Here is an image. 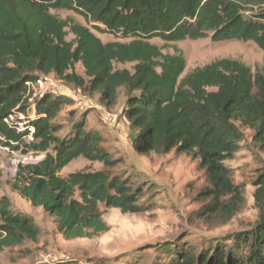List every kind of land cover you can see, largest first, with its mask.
Here are the masks:
<instances>
[{
	"label": "trees",
	"instance_id": "trees-1",
	"mask_svg": "<svg viewBox=\"0 0 264 264\" xmlns=\"http://www.w3.org/2000/svg\"><path fill=\"white\" fill-rule=\"evenodd\" d=\"M263 3L0 0V139L14 152L45 154L42 161L19 168L12 189L54 217L66 240L108 232L100 206L131 215L147 211L140 204L144 190L111 173L118 160L103 146L101 134L86 130L84 119L74 124L69 136L59 137L54 121L72 103L69 98L27 96L28 83L54 75L90 94L99 92L107 107L115 106L124 90L121 118L134 132L131 147L141 155H191L210 184L209 214L234 216L242 191L225 163L239 152L244 130L252 131L264 148V65L253 73L238 60L222 59L182 78L187 65L183 53L164 54L151 41L178 43L211 34L214 42H253L264 51V11L245 14L246 6ZM52 10L76 12L97 32L131 41L105 44L89 27L60 20ZM69 34L75 36L73 41L67 40ZM116 63L134 66L132 71L116 70ZM77 64L83 65L85 78L76 74ZM79 158L110 170L60 175ZM254 186L259 218L250 230L236 233L230 247L217 246L199 255L177 248L169 264H264V169ZM41 232L33 217L15 213L9 198L0 199V252L37 242Z\"/></svg>",
	"mask_w": 264,
	"mask_h": 264
},
{
	"label": "rangeland",
	"instance_id": "rangeland-1",
	"mask_svg": "<svg viewBox=\"0 0 264 264\" xmlns=\"http://www.w3.org/2000/svg\"><path fill=\"white\" fill-rule=\"evenodd\" d=\"M261 11H264V3L246 6L245 14ZM51 14L60 20L89 27L105 44H127L131 41L97 32L76 12L52 10ZM74 39L72 34L67 37L69 42ZM151 43L161 48L164 54L183 53L187 65L182 78L197 68L222 59L238 60L250 67L253 73L264 65V51L253 42H214L210 34L199 40L166 43L153 39ZM114 66L116 70L132 71L134 65L116 63ZM75 72L85 78L82 64L75 66ZM50 77L67 90L65 96L72 102L54 121L60 127L59 137L69 136L74 124L84 119L86 130L101 134L105 138L103 146L118 160V165L110 170L101 163L79 158L60 175L67 177L77 172L110 170L114 175L129 179L135 188L144 190L140 204L147 211L131 215L100 206L109 231L91 239L66 240L58 232L54 217L46 215L41 208H34L12 189L19 168L42 161L45 154L14 152L0 139V199L9 198L15 213L30 215L42 229L37 242L25 241L0 252V264H56L43 263L42 257L52 252L59 256L61 264H169L177 248L192 249L197 255L206 250L213 251L217 246L227 248L232 246V237L236 233L250 230L256 224L259 210L254 197V183L264 169V148L254 141L252 131L244 130L245 139L239 152L225 163L231 170L235 185L242 191V200L237 206L239 210L232 217L212 215L207 208L212 204V198L206 195L210 184L198 160L177 151L168 155H141L131 147L134 132L121 118L126 102L124 90L120 91L117 104L107 107L101 102L99 92L90 94L54 75ZM35 93L32 91L30 98ZM107 113L117 114L118 120L108 121L105 118Z\"/></svg>",
	"mask_w": 264,
	"mask_h": 264
},
{
	"label": "built area",
	"instance_id": "built-area-1",
	"mask_svg": "<svg viewBox=\"0 0 264 264\" xmlns=\"http://www.w3.org/2000/svg\"><path fill=\"white\" fill-rule=\"evenodd\" d=\"M27 88H28V96H30L32 91H35L36 93L31 96V98H35L37 96H42L46 93H52L56 96H65L67 95V90L63 87L60 86L54 79H52L49 76H45L42 77L40 79H38L36 82L33 83H28L27 84ZM20 118H22V116H20ZM105 118L110 121V122H116L119 118V116L117 114H113V113H107L105 115ZM13 120V117H11L10 120H6L7 123H10V121ZM23 126L20 124V128H22ZM30 132H31V136L34 133V129L30 128ZM31 136L29 137L31 139ZM43 258V263H56V264H61L59 263L60 258L56 253H49L46 254L45 256L42 257Z\"/></svg>",
	"mask_w": 264,
	"mask_h": 264
}]
</instances>
